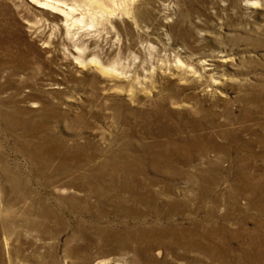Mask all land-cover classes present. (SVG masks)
<instances>
[{
  "label": "rangeland",
  "instance_id": "obj_1",
  "mask_svg": "<svg viewBox=\"0 0 264 264\" xmlns=\"http://www.w3.org/2000/svg\"><path fill=\"white\" fill-rule=\"evenodd\" d=\"M60 1L0 0V264H264V0Z\"/></svg>",
  "mask_w": 264,
  "mask_h": 264
},
{
  "label": "bare ground",
  "instance_id": "obj_2",
  "mask_svg": "<svg viewBox=\"0 0 264 264\" xmlns=\"http://www.w3.org/2000/svg\"><path fill=\"white\" fill-rule=\"evenodd\" d=\"M28 1L31 2V3H34V0H28ZM150 1L151 0H145L143 2V6L142 7H135V8L133 7V10L131 8V10L133 11V13H132L133 16L132 17H133L134 20L148 19V17H150L153 14V11L147 10V9H149L148 6L150 4ZM36 2L37 3H34V4L37 7H40L41 9L45 10L46 12L48 11L49 13H51L52 14L51 16H53V20L57 21V23H59V25L62 26V27H66L67 26V23H68L67 17L68 16L71 17V15H74L73 13L75 12V8H73L72 6H69V5L65 4V3H63L60 0H36ZM46 6H48V7H46ZM252 6H254V3L251 2L250 0H242L241 1V7L243 9H246L247 10V9H249ZM49 7L51 9H49ZM159 20H161L162 23H163V25H166V26H168L171 23V19H169L166 16H163L162 14H160ZM78 21H79V19L76 18L75 22H78ZM72 22H73V19H72ZM54 24H56V23H54ZM59 25H58V27H59ZM71 25L69 24V26H71ZM56 27H57V25H56ZM68 29H70V28H68ZM229 60H230L229 56L226 55V54H223V53H218V54L211 55V58L210 59L198 58L196 60L197 62H196V65H195V66H197V68H195L197 72H195V73H199L200 80L201 79L202 80H207V78H208L209 79V83L211 84V86L214 87V88H218V86L224 80V77L218 75V73H219L220 70H219V67L217 66L216 62H219L220 64H225ZM188 67H190V68H184L185 69V73H186V75L188 77H191V76H193V72H192L193 69H191L192 68L191 66H188ZM55 88H58V86H56ZM0 185H1V183H0ZM0 189L3 190L2 189V186L0 187ZM1 192L2 191H0V193ZM92 195H94V194H92ZM76 196H77V194H76ZM3 197L4 196L2 194H0V207H2V205H3L4 210H7V209L9 210V203H6L4 201V198ZM72 198H74V197H72ZM88 199H91V198L88 197ZM70 201H72V200H70ZM18 202L16 201V203H18ZM4 229L9 230V227L6 224H4ZM3 233L4 234H7V232H3Z\"/></svg>",
  "mask_w": 264,
  "mask_h": 264
}]
</instances>
